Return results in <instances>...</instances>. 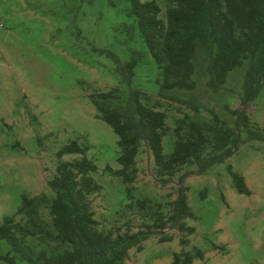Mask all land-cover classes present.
Wrapping results in <instances>:
<instances>
[{"label":"rangeland","instance_id":"1","mask_svg":"<svg viewBox=\"0 0 264 264\" xmlns=\"http://www.w3.org/2000/svg\"><path fill=\"white\" fill-rule=\"evenodd\" d=\"M153 1L164 20L171 0ZM112 56L122 62L137 60L132 86L151 94L167 117L165 154L172 150L177 122L185 117L208 120L215 114L233 125L229 111L241 108L245 66L229 73L220 89L212 92L198 57L195 89L159 97V73L125 0H0V222L15 214L26 195L37 199L40 218L50 223L48 204L53 195L47 181L60 161L80 158L57 157L73 140L97 166L92 176L102 189L89 201L100 231L133 234L159 215H170L178 176L196 171L195 166L184 167L164 184L142 145L128 197L127 186L107 170L119 169L118 138L97 119L89 97L116 86L125 92ZM246 113L255 128L264 130V88ZM229 166L244 177L249 196L234 190ZM184 185L194 215L184 221L195 229L187 237L188 245L181 246L179 231L165 229L146 240L141 251L130 250L125 264H170L173 253L194 247L205 257L193 264H264V142L241 144L224 163L189 175ZM130 199L146 201L147 208H127ZM163 236L172 240L163 242ZM7 249L0 241V254Z\"/></svg>","mask_w":264,"mask_h":264},{"label":"trees","instance_id":"2","mask_svg":"<svg viewBox=\"0 0 264 264\" xmlns=\"http://www.w3.org/2000/svg\"><path fill=\"white\" fill-rule=\"evenodd\" d=\"M125 1L159 73V97L166 98L168 92L175 90L195 89L193 76L198 57L204 66L206 87L212 92L220 89L229 73L245 66L241 108L229 111L234 117L233 125L215 114L208 120L185 117L177 122L172 150L165 154L167 117L151 94L132 86L137 60L122 62L112 56L114 72L126 87L125 92L116 86L89 97L97 119L118 138L119 169L107 170L127 186V197L142 145L151 153L156 176L164 184L186 166L193 165L196 171L178 176L177 198L169 216L159 215L151 225L133 234L104 233L99 230L89 201V196L102 189L92 176L97 166L85 156V148L70 141L57 152V157L80 158L60 161L54 177L47 181L53 195L48 204L50 223L40 218L37 199L23 195L15 214L0 222V241L8 248L0 254V264H125L130 250L141 251L146 240L165 229L179 231L180 244L186 246L187 237L195 229L184 221L194 218L184 180L224 163L241 144L264 142V130L255 128L246 113L264 88V0H171L164 20L153 0ZM227 171L234 190L249 196L251 191L244 177L230 166ZM126 207L144 210L147 202L130 199ZM171 240L170 236L161 239ZM204 257V251L194 247L173 253L170 264H193Z\"/></svg>","mask_w":264,"mask_h":264}]
</instances>
